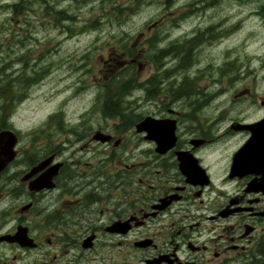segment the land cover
I'll list each match as a JSON object with an SVG mask.
<instances>
[{"label":"flooded vegetation","instance_id":"af4514ba","mask_svg":"<svg viewBox=\"0 0 264 264\" xmlns=\"http://www.w3.org/2000/svg\"><path fill=\"white\" fill-rule=\"evenodd\" d=\"M211 29L196 32L209 39ZM237 92L248 102L132 109L125 133L18 136L0 171V264H254L264 255V94ZM145 117L175 120L172 146L159 151L136 130Z\"/></svg>","mask_w":264,"mask_h":264},{"label":"rangeland","instance_id":"374dc122","mask_svg":"<svg viewBox=\"0 0 264 264\" xmlns=\"http://www.w3.org/2000/svg\"><path fill=\"white\" fill-rule=\"evenodd\" d=\"M209 26V39L197 34ZM191 45L192 64L178 68ZM253 84L264 94V0H0V95L10 90L21 142L99 125L125 133L124 115L162 103H247L235 95Z\"/></svg>","mask_w":264,"mask_h":264},{"label":"water","instance_id":"95a60500","mask_svg":"<svg viewBox=\"0 0 264 264\" xmlns=\"http://www.w3.org/2000/svg\"><path fill=\"white\" fill-rule=\"evenodd\" d=\"M138 132L145 131L148 138H152L157 143V150L164 151L172 146L175 140V120H154L145 117L136 124ZM99 136H109L98 133ZM17 142V134L12 130L4 129L0 131V171L14 158V146Z\"/></svg>","mask_w":264,"mask_h":264},{"label":"trees","instance_id":"16d2710c","mask_svg":"<svg viewBox=\"0 0 264 264\" xmlns=\"http://www.w3.org/2000/svg\"><path fill=\"white\" fill-rule=\"evenodd\" d=\"M64 19L65 20H72V17L71 16H65ZM193 47H194L193 45L187 46L186 47V50L184 51V53L181 52L183 54V57L181 58V60H180V62L178 64V68L185 69V68H187L188 66H190L192 64V62H191V50L193 49ZM122 49L127 50V46L123 45L122 46ZM18 80H20L21 82H24L25 84L28 85L30 83V81L33 80V79H30V78L29 79H27V78L22 79V77H18ZM130 81H131V78H129L126 81H122L118 85H116V88L119 89V93L118 94L126 92V90L129 88ZM148 82L152 86L151 82L150 81H148ZM183 82H185V81H183ZM14 83H15V81L13 82V84ZM2 85H4V84L2 83ZM179 85H181V84H179ZM187 90L188 89H186V93H184L183 91H182V93H177V96H180V97H189V95H188L189 93H187ZM11 91L14 92V89H11ZM149 92L151 94H154L155 93V90L154 89H151V90H149ZM156 94H154V95H156ZM5 96H6V93L4 95H0V97H3V98H6ZM113 102L116 103V101H113ZM114 103H112L113 105L110 108V112H113L114 114H116V113L117 114H122V111H120L119 109H116V108H113L112 109V107H114ZM10 104H9V106H10ZM9 106H3V105L0 106V110H1V112H0L1 114L0 115H1V119L2 120H7L8 119L9 114H10V112L12 110V108L11 109L8 108ZM254 264H264V255L262 257H260L259 259H257Z\"/></svg>","mask_w":264,"mask_h":264}]
</instances>
